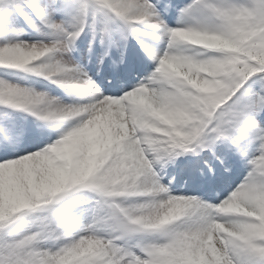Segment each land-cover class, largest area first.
Instances as JSON below:
<instances>
[{
	"label": "snow or ice",
	"instance_id": "obj_1",
	"mask_svg": "<svg viewBox=\"0 0 264 264\" xmlns=\"http://www.w3.org/2000/svg\"><path fill=\"white\" fill-rule=\"evenodd\" d=\"M0 264H264V0H0Z\"/></svg>",
	"mask_w": 264,
	"mask_h": 264
},
{
	"label": "rangeland",
	"instance_id": "obj_2",
	"mask_svg": "<svg viewBox=\"0 0 264 264\" xmlns=\"http://www.w3.org/2000/svg\"><path fill=\"white\" fill-rule=\"evenodd\" d=\"M146 30H147V31H154V30H152V29H146ZM141 38L148 40L149 45L155 43V35H152V36H146V37H141ZM128 44H129V47L133 45V41H132V39H129ZM133 53H134V52H133ZM53 87H54V86H53ZM182 184H183V181H182L181 177L178 175V176H177V182H176V184H175V187L179 188V187L182 186Z\"/></svg>",
	"mask_w": 264,
	"mask_h": 264
}]
</instances>
